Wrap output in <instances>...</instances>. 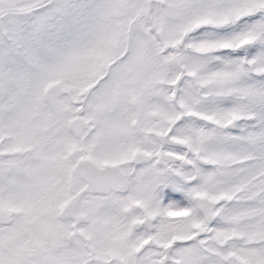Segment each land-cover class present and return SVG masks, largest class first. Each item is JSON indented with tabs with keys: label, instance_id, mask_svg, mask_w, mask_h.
<instances>
[{
	"label": "snow or ice",
	"instance_id": "6c2138e0",
	"mask_svg": "<svg viewBox=\"0 0 264 264\" xmlns=\"http://www.w3.org/2000/svg\"><path fill=\"white\" fill-rule=\"evenodd\" d=\"M0 264H264V0H0Z\"/></svg>",
	"mask_w": 264,
	"mask_h": 264
}]
</instances>
